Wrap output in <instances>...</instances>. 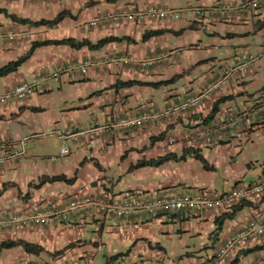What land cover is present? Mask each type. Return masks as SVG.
<instances>
[{"label":"crops","instance_id":"obj_1","mask_svg":"<svg viewBox=\"0 0 264 264\" xmlns=\"http://www.w3.org/2000/svg\"><path fill=\"white\" fill-rule=\"evenodd\" d=\"M252 1L212 0L205 16L204 10L198 15L189 9L194 15L182 24L169 19L90 27V21L106 13L163 9L170 0H0V68L28 55L36 43L72 39L96 46L109 40L94 49L52 43L38 53V47L19 71L0 78V96L20 83L42 93L34 92L26 101L9 97L0 102L4 142H27L19 137V127H37L45 113L53 126H60L69 111L76 118L93 112L87 115L98 122L94 112L100 109L106 122L102 127L145 112L164 113L198 97L230 68L245 65L198 106L173 111L142 128L102 133L90 123L89 129L73 133L71 154L54 162L48 156H27L25 143L24 158L2 168L0 221L11 214L57 211L79 197L120 207L134 199L196 192L216 196L262 182L264 4L245 6ZM63 12L69 15L54 28L21 23L54 20ZM147 56L161 60L149 69L113 63L115 58ZM250 57L256 60L246 65ZM85 62L89 67L83 73ZM161 82L168 83L149 85ZM167 155L177 160L133 169ZM53 177L74 182H42ZM255 219L264 221V195L201 214L119 218L95 206L67 220L55 217L48 224L3 228L0 248L14 245L0 250V264H264V237L242 245L229 261L215 259L225 240Z\"/></svg>","mask_w":264,"mask_h":264},{"label":"built area","instance_id":"obj_2","mask_svg":"<svg viewBox=\"0 0 264 264\" xmlns=\"http://www.w3.org/2000/svg\"><path fill=\"white\" fill-rule=\"evenodd\" d=\"M38 1H51V0H38ZM264 4V0H253L248 3L247 7L258 8ZM198 15H201L202 11H196ZM179 13L174 10L159 9L157 7H149L146 9H140L137 11H131L124 9L118 12L106 13L89 22L90 27L108 26L112 24L120 25L124 22H158L164 20H178ZM1 35V34H0ZM11 39H14L11 37ZM161 60L158 56H147L140 60L120 57L115 58L113 63L115 65H128L130 63L136 64L141 69H149L159 63ZM256 59L250 57L246 63L250 64ZM245 65H240L236 68H230L222 78L217 82L208 85L205 90L198 96L189 98L185 103L173 110H168L161 113H143L135 117H124L117 121H113L105 127L99 128L98 132L114 131V130H132L135 128H142L150 121L156 118L167 117L173 113V111L187 110L191 107L198 106L204 97L214 92L220 87L223 80L230 77L235 70H241ZM89 67V62H85L80 70L85 73ZM60 77L59 72L53 75V79L58 81ZM35 89L28 83H20L14 90H12L8 96H0V102L3 103L7 98L11 97L19 101H26L33 96ZM60 139L64 141L65 147L61 149V155H68L71 152L68 146V141L75 137L73 133L64 135L58 133ZM19 148V149H15ZM0 149L3 153L0 154V174L2 168L10 162L21 161L25 156V141L4 142L0 139ZM54 160V159H53ZM264 195V179L260 183H255L247 188H235L230 192H226L220 195H206L203 192L188 193L183 195H177L172 197H157L146 198L145 200H130L120 207H114L105 200H94L90 197L75 198L65 206V208L48 212L45 214H11L7 218L0 221V230L8 229H21L31 223L34 224H48L53 218L60 217L62 220H67L71 215L79 216L84 211L91 207H97L102 212H113L117 217L130 218L140 214H172L177 212H192L196 214L205 213L214 209H227L236 206L237 204L249 199L252 196ZM264 237V221L258 220L250 221L246 226L232 234L217 250L215 259L217 261L231 260L239 252L242 245L255 241ZM262 261L264 262V253L262 255ZM199 264H213L212 262H205Z\"/></svg>","mask_w":264,"mask_h":264},{"label":"rangeland","instance_id":"obj_3","mask_svg":"<svg viewBox=\"0 0 264 264\" xmlns=\"http://www.w3.org/2000/svg\"><path fill=\"white\" fill-rule=\"evenodd\" d=\"M212 0H170L169 5H166L165 10H174L179 13V19L177 22L187 23L185 22L187 18L192 17L194 14L193 12L187 11L189 9H193L195 12L200 10H204L202 16H205L207 12V6L208 2H211ZM205 36V35H204ZM188 35L185 37V40L187 41ZM188 47V46H187ZM38 53L42 52V47L39 48ZM38 94H42L39 92H35V95L38 96ZM82 107V106H79ZM88 109V108H87ZM104 109V107L102 108ZM93 112H88L87 114H90ZM96 116H98L99 120L98 122L94 120V117H89L87 114L85 115H78L76 118L72 111L67 112L64 114V117L68 119L61 120L62 124L60 126H53L51 122V115L50 113H45L41 115V122L42 124L37 125L35 123L30 124L29 126L26 125L25 127H19L20 131V138L21 139H27L28 141L26 143V151L27 156L30 155H36L39 157L48 156L50 159V162H54L60 157L64 156L61 155V149L65 147L64 141L59 140V134L62 133L64 135H68L69 133H76L78 130H85L90 128V123L92 124V127H98L105 125V120L103 117V112L100 109L96 112H94ZM70 114L71 116H69ZM76 118V119H75ZM66 122V123H64ZM27 124V123H26ZM36 127V128H35ZM57 134H56V133ZM13 135H16L15 132H13ZM43 134L44 137H39L37 135ZM18 135V134H17ZM73 139H70L68 141V146L73 147L74 143L72 142ZM25 141V140H22ZM63 143V146L60 145ZM71 154V152H70ZM68 154V155H70ZM66 155V156H68ZM54 159V160H53ZM2 174V173H1ZM0 174V175H1ZM80 198V197H79ZM121 218V217H119ZM43 225V224H41ZM101 259V258H100ZM263 264V263H262Z\"/></svg>","mask_w":264,"mask_h":264},{"label":"trees","instance_id":"obj_4","mask_svg":"<svg viewBox=\"0 0 264 264\" xmlns=\"http://www.w3.org/2000/svg\"><path fill=\"white\" fill-rule=\"evenodd\" d=\"M68 15L69 14L63 12V13L59 14V16L54 20H40V21H36V22L31 21V20H21V23L30 24L32 27L54 28V27H57ZM108 41H109L108 39L102 40L96 46H92L91 43L88 41H86V42H75L72 39L58 41V42L46 41V42H42V43H36L33 45L32 49L28 55L20 58L18 61L11 62L8 65L0 68V78L7 77V76L19 71V69L28 61L30 56L33 54V51L38 47L48 46L52 43H55V44H66V45H69V46L76 48V49H81V48L85 47L86 45H88L92 49H94V48H100L101 46L108 43ZM166 83H168V82L153 83V84L150 83L149 85H156L158 87V86H162ZM161 139H162V137H158L155 140H161ZM198 158L204 163L205 167L208 168V163L206 162V160L201 155H198ZM173 160H177V157L175 155H167L165 157L159 158V159H157L155 161H151V162L142 161V162L138 163L135 167H133V169H138V168L148 167V166L159 167V166H161L167 162L173 161ZM46 181H51V182L66 181L67 183H73L74 182V180H67L64 177L43 178L42 182H46ZM221 227H222V223L219 224L217 231L220 230ZM13 245H14V243H4L1 245L0 250L5 249V248H10ZM119 256L120 255H118V257Z\"/></svg>","mask_w":264,"mask_h":264}]
</instances>
